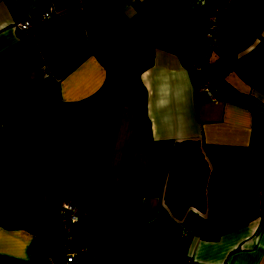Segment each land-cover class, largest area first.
Here are the masks:
<instances>
[{
    "label": "crops",
    "instance_id": "crops-1",
    "mask_svg": "<svg viewBox=\"0 0 264 264\" xmlns=\"http://www.w3.org/2000/svg\"><path fill=\"white\" fill-rule=\"evenodd\" d=\"M252 1L221 10L220 47L200 64L202 37L158 44L182 24L204 30L215 0H0V256L26 259L37 218L51 232L72 199V237L80 220L105 236L131 205L120 241L153 220L177 259L264 264V0ZM45 240L41 257L58 254Z\"/></svg>",
    "mask_w": 264,
    "mask_h": 264
},
{
    "label": "trees",
    "instance_id": "trees-1",
    "mask_svg": "<svg viewBox=\"0 0 264 264\" xmlns=\"http://www.w3.org/2000/svg\"><path fill=\"white\" fill-rule=\"evenodd\" d=\"M189 33L187 28L182 24L173 31L164 35L160 39L158 46L166 51H171L174 40L179 36H183ZM190 35H192V33H190ZM203 67H206L207 72H211L212 77L215 78V76L219 75L217 74V71L211 66L203 65ZM92 193L96 194L95 192ZM137 195L138 193H136L135 197ZM131 207L132 206L130 205L127 208L123 217L116 225L110 227H102L103 233L108 239L104 242L106 249V255L104 257H95L86 250L83 253L76 252L71 261L74 264H110L111 262H116V250L122 237L123 230L125 229L126 225L129 224V222L132 220ZM49 233L50 230L48 228L47 221L43 216H39L36 220L32 237L26 246L27 258L18 259L14 257L0 256V259L3 260L6 264H45L46 258L41 257V249L43 248L44 238L47 237ZM141 235L144 243L146 244V248L149 249V251H151V253L153 254L156 264H171L170 262H168V258L165 256L166 254L163 246H161L160 242L158 241L159 233L156 230L153 220L144 222L141 225ZM185 264L193 263L186 259Z\"/></svg>",
    "mask_w": 264,
    "mask_h": 264
},
{
    "label": "built area",
    "instance_id": "built-area-1",
    "mask_svg": "<svg viewBox=\"0 0 264 264\" xmlns=\"http://www.w3.org/2000/svg\"><path fill=\"white\" fill-rule=\"evenodd\" d=\"M196 3H200L202 0H194ZM234 0H215L216 4L206 12V24L204 30L197 33L198 36L206 39L208 41L207 48L204 54V58L207 56L210 50L217 49L219 47L217 39V29L219 23V17L221 10L225 7L231 5ZM258 2L256 0L251 3V11L254 12ZM49 14L40 15H27L22 19V21L15 22L13 28L15 32L20 35L28 32L33 25L43 19H47ZM27 26V27H26ZM24 29V30H22ZM209 81V78L208 80ZM58 215L60 219V231L62 238L57 245L59 253L57 255L49 256L46 258L45 264H74L71 259L76 252L83 253L86 248L81 247L80 249H75L73 245V227L75 226L79 211L74 200L67 199L60 202L58 207ZM185 227H180L179 232L184 233Z\"/></svg>",
    "mask_w": 264,
    "mask_h": 264
},
{
    "label": "rangeland",
    "instance_id": "rangeland-1",
    "mask_svg": "<svg viewBox=\"0 0 264 264\" xmlns=\"http://www.w3.org/2000/svg\"><path fill=\"white\" fill-rule=\"evenodd\" d=\"M256 1L259 3L258 0H256ZM19 21H22V19L17 20V22H19ZM22 30H24V29H22ZM197 37H200V36H197L196 34H192V35L186 34L183 36H179L176 40L180 39V40H182V42H184L186 40H195V39H197ZM207 44H208V41H207ZM206 48H207V45L205 47V50L201 54V58L199 60L200 64H202V62H203L202 57L205 54ZM175 49L178 52H180V54H182L181 53L182 51H180L181 49L179 47L176 46ZM216 50L217 49L210 50L208 53V57H211L213 53L216 54V52H215ZM210 53H212V54H210ZM208 59H207V62L213 61V59H210L209 61H208ZM219 68L221 69L222 67H219ZM202 76L203 75L200 74L199 77H202ZM208 78H209V81H207L208 80L207 79L206 82L209 83L212 80V79L210 80V78H212V74L209 75ZM213 80L210 82V85H209L210 89L212 87L216 86V81L215 80L213 81ZM52 221H53V226H52L50 233L53 237H56V238L61 240L62 234L60 231V219H58V218L54 219L53 218ZM80 222H81V220L78 222V225L76 226V229H75V232L73 235V237H75V240H77V241H74V243H75L74 247H76L77 249L84 247V248L88 249L87 251H89V252L97 246H98V248L99 247L102 248V245H104L103 242H97L92 247L89 246L90 243L94 239L101 237V236H95V237L90 238V236L93 234V232H95V233H100V232L98 230L95 231L93 229V227H91V228L90 227H82ZM135 227L136 228H133V226H131L126 231L127 235H125V238H127L129 241H120V243L117 247V250H116V259H115L116 262H111L110 264H156V261H155L153 254L150 252L148 253V250L146 249V244L144 243L143 240H140V234H139L140 233V226H135ZM175 234H176V232H175ZM122 236H124V234ZM167 242H171V241H167ZM44 244H46L45 249H47L49 244L46 243V240H45ZM160 245L162 246L163 243L162 244L160 243ZM103 250H104V248H103ZM57 252L58 251H55V255L57 254ZM165 254H166V252H165ZM165 256L168 258V262H170L171 264H185L186 258L184 255L179 257L178 259L176 257H174L175 255H172V254H168V255L166 254Z\"/></svg>",
    "mask_w": 264,
    "mask_h": 264
},
{
    "label": "water",
    "instance_id": "water-1",
    "mask_svg": "<svg viewBox=\"0 0 264 264\" xmlns=\"http://www.w3.org/2000/svg\"><path fill=\"white\" fill-rule=\"evenodd\" d=\"M205 65V64H204ZM207 66V65H206ZM108 239H107V237H105V236H102V237H99V238H96V239H94L91 243H90V247H92L95 243H97V242H105V241H107ZM86 250H88V249H86Z\"/></svg>",
    "mask_w": 264,
    "mask_h": 264
}]
</instances>
